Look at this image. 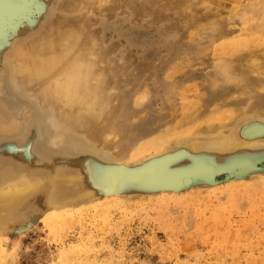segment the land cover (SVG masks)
<instances>
[{"label": "rangeland", "instance_id": "374dc122", "mask_svg": "<svg viewBox=\"0 0 264 264\" xmlns=\"http://www.w3.org/2000/svg\"><path fill=\"white\" fill-rule=\"evenodd\" d=\"M219 132L264 138V0H13L0 176L41 187L0 264H264V143L188 147ZM61 173L99 198L36 217Z\"/></svg>", "mask_w": 264, "mask_h": 264}, {"label": "bare ground", "instance_id": "6f19581e", "mask_svg": "<svg viewBox=\"0 0 264 264\" xmlns=\"http://www.w3.org/2000/svg\"><path fill=\"white\" fill-rule=\"evenodd\" d=\"M0 2L3 3V5L0 6V14H2V12H5L7 9L10 8L13 0H0ZM51 71H53V70H51ZM66 93H68V91ZM66 93H65V96H66ZM228 135H226V133L219 132V133L215 134V136H212L211 139L206 141V146H202V143L199 142V143H193V144L189 145L188 147H190L194 151L199 150V152H201V153L203 152L204 156H207V155L211 154L212 152L213 153L214 152H219V153H233V152H235L236 153L237 151H243V150L251 148V147H257L259 145H262V143H264V138H260V137L259 138L238 139L235 136H232V135L228 136ZM163 138H164V136H163ZM164 140H166V139H163V140L160 139V142L162 144H164L166 142ZM129 157H131V155ZM177 164L178 163H176V165ZM174 166H175V164H174ZM169 167H171V165ZM172 167H173V164H172ZM59 173H58V175H59ZM61 174H63V173H61ZM63 175H64V177H63ZM63 175H62V177L58 176L57 179H54V182L56 184L53 183V186L51 187L50 191L48 192L46 199L44 197H42L45 199V201H44L41 209H39V211L34 213L36 217L42 215L45 212V210H47V209L59 210V209H64L70 205L77 204V203L86 204L87 200H90L91 197L97 198L98 196H100L99 195L100 188L92 187L93 189H91L92 190L91 193H86V191H84V192L79 194V197L71 199L70 195H68V193H69L68 190L70 187L69 182L71 179H76V176H73V178H72V177L66 176L67 174H65V173ZM45 177L44 176L41 177L42 180L40 178L41 182H44L43 180H45ZM30 178H32V177H30ZM36 178L37 177H34V179L36 180L35 181L33 179H31V180L26 179L25 180L23 178L22 179H14L13 177H10L8 175H1L0 176V230L4 226H6L7 219L10 218L9 216H13V214H15V215L20 214L21 210L23 208L27 207L26 205L29 204L32 196L35 195V193L41 187L40 186L41 183L37 182L39 178H37V179ZM224 178H225V181L232 180L231 183L236 182V180L234 179V175H232L231 173L225 172L223 175V179ZM185 183H186V181H185ZM69 191H70L71 195L73 193V196L75 194H77V193H74V191H71V189ZM88 192H90V191H88ZM29 212H34V211L31 210ZM16 220L17 219H14L12 221H16ZM31 221H32L31 217L26 218L23 221H20V223H23V225H21V227H19L17 230L21 231L22 229H25L26 227H28L30 225Z\"/></svg>", "mask_w": 264, "mask_h": 264}, {"label": "water", "instance_id": "95a60500", "mask_svg": "<svg viewBox=\"0 0 264 264\" xmlns=\"http://www.w3.org/2000/svg\"><path fill=\"white\" fill-rule=\"evenodd\" d=\"M236 169H234V168H219V169H217V170H215V173L217 174V175H224V173L226 172V171H230L231 172V174H234V171H235ZM188 177V176H187ZM190 178V177H189ZM183 181V180H182ZM185 181V180H184ZM183 181V182H184Z\"/></svg>", "mask_w": 264, "mask_h": 264}]
</instances>
